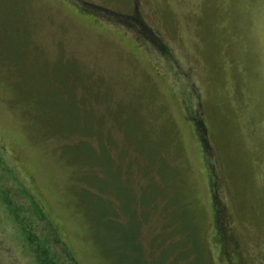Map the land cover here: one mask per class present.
<instances>
[{
    "label": "rangeland",
    "instance_id": "rangeland-1",
    "mask_svg": "<svg viewBox=\"0 0 264 264\" xmlns=\"http://www.w3.org/2000/svg\"><path fill=\"white\" fill-rule=\"evenodd\" d=\"M30 236L264 264V0H0V264Z\"/></svg>",
    "mask_w": 264,
    "mask_h": 264
},
{
    "label": "trees",
    "instance_id": "trees-1",
    "mask_svg": "<svg viewBox=\"0 0 264 264\" xmlns=\"http://www.w3.org/2000/svg\"><path fill=\"white\" fill-rule=\"evenodd\" d=\"M24 230L26 232H28V236L31 232V230L29 231V228H25ZM29 245L32 247H34L35 251L37 252L38 255V259L40 261L41 264H65V263H61L59 258L54 256V254H49V252H40V248L43 247V243H41L40 241L37 240V238H27ZM66 253L68 255H70V252H68V250H66ZM36 255V256H37Z\"/></svg>",
    "mask_w": 264,
    "mask_h": 264
}]
</instances>
